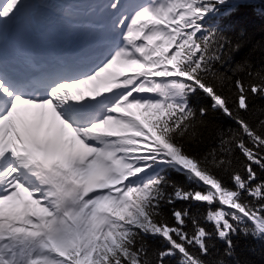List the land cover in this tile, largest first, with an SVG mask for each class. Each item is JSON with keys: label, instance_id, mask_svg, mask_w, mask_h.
I'll return each instance as SVG.
<instances>
[{"label": "snow or ice", "instance_id": "obj_1", "mask_svg": "<svg viewBox=\"0 0 264 264\" xmlns=\"http://www.w3.org/2000/svg\"><path fill=\"white\" fill-rule=\"evenodd\" d=\"M229 2L102 0L92 59L25 70L0 54V264H241L235 237L264 242V66L232 67L209 23ZM49 7L0 0V41ZM213 116L235 128L190 152Z\"/></svg>", "mask_w": 264, "mask_h": 264}, {"label": "trees", "instance_id": "obj_2", "mask_svg": "<svg viewBox=\"0 0 264 264\" xmlns=\"http://www.w3.org/2000/svg\"><path fill=\"white\" fill-rule=\"evenodd\" d=\"M210 25L219 29L226 40L233 48L232 67L243 64L247 61L253 69L264 66V0H230L220 6ZM246 78V72L241 73ZM191 102L194 107L203 106L205 101L200 97H192ZM257 108L261 107V102L257 101ZM249 122L255 124V120L249 118ZM235 128V125L222 116H213L211 126L203 134V139L190 152L202 153L210 149L216 142L213 134L218 129ZM237 155H239L237 153ZM234 167L240 168V161L237 160ZM259 171V170H258ZM170 180L182 187H189L183 176L169 171L167 173ZM264 177V173H260ZM172 207L182 209L187 207L185 202L177 201L173 206H166L165 215L170 216ZM237 245V259L241 264H264V242L252 237L240 235L235 237ZM152 247H157V242L149 241ZM222 249V245H218Z\"/></svg>", "mask_w": 264, "mask_h": 264}, {"label": "bare ground", "instance_id": "obj_3", "mask_svg": "<svg viewBox=\"0 0 264 264\" xmlns=\"http://www.w3.org/2000/svg\"><path fill=\"white\" fill-rule=\"evenodd\" d=\"M51 11V7L47 8ZM68 12H71L68 13ZM65 14H69V16H71L72 18H78L80 20V22H77V26H73V30L69 33L70 35L73 36L72 39H70L69 41L64 42V49L67 51H72L74 49L77 48V45L75 43V38H81L82 42L87 41V37L85 36V34L88 35H95V34H99V31L96 29H90L88 28V22L87 21H83V16H81L80 12L78 11H68V10H60V13H57L55 15H52L50 17L46 16V18H44L46 20L45 24H52V26H50V28L48 29L49 34L48 36H52V35H56V34H65L68 33V31L65 29L67 22L63 17H61V15H65ZM92 17L94 19V14L90 12L87 13L86 16ZM71 18V19H72ZM70 19V20H71ZM44 24V25H45ZM62 25L63 29H62ZM76 34V37L74 38V35ZM69 39V38H68Z\"/></svg>", "mask_w": 264, "mask_h": 264}, {"label": "rangeland", "instance_id": "obj_4", "mask_svg": "<svg viewBox=\"0 0 264 264\" xmlns=\"http://www.w3.org/2000/svg\"><path fill=\"white\" fill-rule=\"evenodd\" d=\"M48 1H49V3L52 2V0H45V2H47V3H48ZM55 1H57V0H55ZM58 1L62 5H64L65 7L68 5L76 4V5H79L80 7H83V9H88V8L92 7L93 4H96L102 0H58ZM100 21L104 22L105 19L103 17H101L97 20V22H100ZM101 22H100V24H101Z\"/></svg>", "mask_w": 264, "mask_h": 264}]
</instances>
